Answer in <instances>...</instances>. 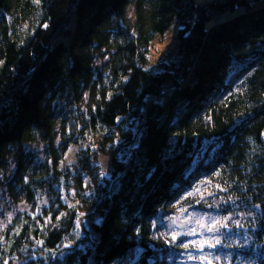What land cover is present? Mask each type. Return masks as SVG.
<instances>
[{
	"label": "trees",
	"instance_id": "16d2710c",
	"mask_svg": "<svg viewBox=\"0 0 264 264\" xmlns=\"http://www.w3.org/2000/svg\"><path fill=\"white\" fill-rule=\"evenodd\" d=\"M3 192L0 264H176L179 210L240 218L217 252L264 264V0H0Z\"/></svg>",
	"mask_w": 264,
	"mask_h": 264
},
{
	"label": "rangeland",
	"instance_id": "374dc122",
	"mask_svg": "<svg viewBox=\"0 0 264 264\" xmlns=\"http://www.w3.org/2000/svg\"><path fill=\"white\" fill-rule=\"evenodd\" d=\"M196 2H203L207 0H195ZM242 11L241 7H236L234 11H227L220 16H216L217 21H223L230 16L237 14ZM133 15V7L132 4H129L126 8V16L128 19ZM174 31L169 29L163 36L156 37L153 46L152 53L154 60L159 56H163V52L166 50L174 51V43H175ZM150 61H152L150 59ZM82 107V102L80 105ZM54 146L58 144V141L54 142ZM29 149L36 152L41 158H44L47 155V146L43 140H38L33 144L27 146ZM67 161H72V155L69 154L67 156ZM102 167V171L108 175H110L112 171L111 163L109 157L100 156L99 159ZM202 188V184L197 186V191H200ZM27 206L23 201H20L16 204H12L7 197L6 192L0 195V228L8 221V217L13 214L16 210H20L26 208ZM230 218L227 217H218L213 213L197 211V210H179L175 211L174 214L169 216L165 220V232L178 237H184L190 241L191 246L194 249L198 250V252L193 254H188L181 256L176 264H254L250 260L248 262L236 257L232 256V258L217 252L218 248L221 247H230V240L227 238L226 233L228 227H223L222 225L227 223H235L239 222L242 225L240 218H235L234 221L231 222ZM97 218L95 215L87 214L86 212H82L80 217L76 221V225L78 227L77 239L82 240L85 237V230L90 229V225L96 221ZM209 227H213L214 229H218V231H208ZM224 231V235L222 233ZM195 234H192V233ZM220 241L215 248H209L206 245L200 249L197 245L202 244L204 241H208L210 243H215L216 240ZM72 245L66 244L65 247L69 248ZM79 245H84V243H80ZM216 257H219L217 260ZM9 264H20L18 260H14Z\"/></svg>",
	"mask_w": 264,
	"mask_h": 264
},
{
	"label": "snow or ice",
	"instance_id": "6c2138e0",
	"mask_svg": "<svg viewBox=\"0 0 264 264\" xmlns=\"http://www.w3.org/2000/svg\"><path fill=\"white\" fill-rule=\"evenodd\" d=\"M222 226H223V227H227V224H224V225H222ZM214 230L218 231V229H214L213 227H209V228H208V231H214ZM192 234H195V233L193 232ZM172 239L175 240L176 237L173 236ZM218 244H220V241L217 239V240L215 241V243H210V242H208V241H204L202 244L197 245V247L200 248V249H202V248L206 245V246L209 247V248H215ZM185 247H187V245H185ZM216 259L218 260L219 257H216ZM209 264H211L210 261H209Z\"/></svg>",
	"mask_w": 264,
	"mask_h": 264
}]
</instances>
